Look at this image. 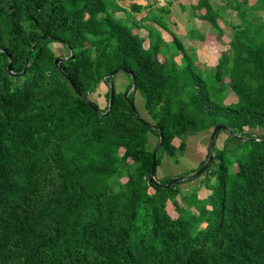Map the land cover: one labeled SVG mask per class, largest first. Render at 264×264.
<instances>
[{
	"label": "trees",
	"instance_id": "obj_1",
	"mask_svg": "<svg viewBox=\"0 0 264 264\" xmlns=\"http://www.w3.org/2000/svg\"><path fill=\"white\" fill-rule=\"evenodd\" d=\"M167 4L136 19L133 0H0V264H264V0L196 1L220 41L222 11L238 19L211 66ZM114 69L129 80L109 107ZM219 124L203 196L149 182L160 133L155 175Z\"/></svg>",
	"mask_w": 264,
	"mask_h": 264
},
{
	"label": "rangeland",
	"instance_id": "obj_2",
	"mask_svg": "<svg viewBox=\"0 0 264 264\" xmlns=\"http://www.w3.org/2000/svg\"><path fill=\"white\" fill-rule=\"evenodd\" d=\"M196 1L197 0H173L167 4L166 0H135V2L143 5V8L136 13L131 12V14L134 15L136 19H139L144 15H147V13H155L157 11L155 10L156 7L159 5H165L166 3L168 5L169 12L164 18L168 28L178 36L188 51H191V48H194L198 62L205 66H211L216 63L221 53L227 51V42L229 40L231 24L236 22L238 19L236 17L235 11H232L228 8H225V10L222 11V13L224 12L223 15H225V19L223 21L219 20V25L224 31L223 35L220 37V41L219 38H217L215 32H213L210 25L207 22L198 19L196 14H194V10L192 8L196 4ZM250 1L253 2V0ZM221 2L222 0H219V3ZM128 3V1H125L121 2L120 4L127 7ZM119 14L122 13L119 12ZM147 23L154 25L152 22ZM189 27L192 28L191 30L194 29L199 31L202 37L199 38L195 33L191 36L189 34L190 29H187ZM139 34L145 35L146 32L141 29L139 30ZM164 36L167 37L168 35L164 33ZM146 44L147 42L145 41V45ZM51 46L55 47L57 53H64V50L59 48L56 43H52ZM128 80L129 78L124 72H117L113 75V83L117 89H123L128 83ZM134 98L137 111L141 116L145 117L146 114L142 96L136 92ZM234 99L235 98L233 95H228L225 98V102L228 103L230 101H234ZM95 100L100 104L101 107L103 106L104 100L102 95L95 97ZM259 133H263V130L259 129L258 134ZM210 134L211 132L208 131L204 134L203 132L185 134L183 136L186 143L184 153L180 156L177 162L168 157L166 153H163L162 162L156 170V180L164 182L175 177H185L183 180H181V182L178 183L179 187L181 188V193H190L196 189L198 196H203L205 193L204 188H197L202 184L200 180L203 176L200 175L195 178H187L192 173H194L199 162L204 158L207 145L209 146ZM225 137L226 135L223 132H220L217 135L214 143L215 152L219 150L223 144H225ZM152 140H155L153 136ZM174 141L175 143L178 142L177 139ZM235 144L236 142H234V140H230L226 143L228 148L233 147ZM227 155L228 152L225 154V156ZM212 167H215V165L213 164Z\"/></svg>",
	"mask_w": 264,
	"mask_h": 264
},
{
	"label": "water",
	"instance_id": "obj_3",
	"mask_svg": "<svg viewBox=\"0 0 264 264\" xmlns=\"http://www.w3.org/2000/svg\"><path fill=\"white\" fill-rule=\"evenodd\" d=\"M60 60V58H57L55 60V63H57L58 61ZM117 69H114L113 71H111L109 74H108V78L110 80L109 82V89H110V96H109V99H108V106L110 107L111 106V103H112V97H113V93H114V87H113V75L115 73H117ZM122 71H125V69L123 68ZM134 84V81L131 82V87L133 86ZM77 94L82 97V94L79 90H76ZM127 93L128 91H126L124 93V96H127ZM94 109H96L95 107H93ZM132 109H133V106H132ZM109 110V108L104 112V114ZM225 130V131H228V129L223 126V125H216L213 130H212V133H211V136H210V140H209V147H208V155H207V158L205 160V162L199 167L197 168L194 173H192L190 175V177H194L198 174H200L206 167L207 165L210 163L211 159H212V156H213V149H214V140H215V136L218 132V130ZM231 134V133H230ZM162 135L161 133L159 134V143H158V146L153 150V153H152V162H151V167H150V171H149V176H148V180L150 183H154L160 187H163V188H168L170 185L174 184V183H177L181 180H183L185 177H175V178H172L170 179L167 183L165 184H162L160 183L159 181L156 180L155 178V156H156V152L157 150L159 149V147L162 145Z\"/></svg>",
	"mask_w": 264,
	"mask_h": 264
},
{
	"label": "crops",
	"instance_id": "obj_4",
	"mask_svg": "<svg viewBox=\"0 0 264 264\" xmlns=\"http://www.w3.org/2000/svg\"><path fill=\"white\" fill-rule=\"evenodd\" d=\"M133 1H135V0H133ZM136 3H137V2H136ZM139 4H140V3H139ZM142 6H143V5H142ZM187 29H190V30H191L192 28H191V27H189V28H187Z\"/></svg>",
	"mask_w": 264,
	"mask_h": 264
},
{
	"label": "built area",
	"instance_id": "obj_5",
	"mask_svg": "<svg viewBox=\"0 0 264 264\" xmlns=\"http://www.w3.org/2000/svg\"><path fill=\"white\" fill-rule=\"evenodd\" d=\"M169 1V0H166V2Z\"/></svg>",
	"mask_w": 264,
	"mask_h": 264
}]
</instances>
